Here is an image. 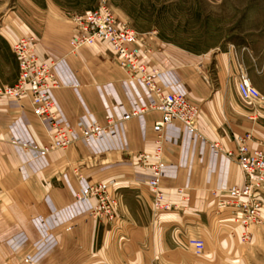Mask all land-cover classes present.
I'll list each match as a JSON object with an SVG mask.
<instances>
[{"label": "crops", "instance_id": "0c3cea01", "mask_svg": "<svg viewBox=\"0 0 264 264\" xmlns=\"http://www.w3.org/2000/svg\"><path fill=\"white\" fill-rule=\"evenodd\" d=\"M237 7V27L218 31V41L202 52L137 33L149 51L142 59L157 70L156 85L198 108L196 134L178 124L163 131L160 185L166 201L181 204L164 212L151 210L148 171L137 159L153 149L151 128L159 114L147 109L150 94L118 66L107 44L70 52L69 39L77 33L73 17L67 24L60 13H49L47 27L33 35L35 53L52 67L48 96L72 143L41 154L46 126L25 100L0 98V264H167L178 258L168 251L182 242L168 230L192 229L185 224L198 226L208 215L237 236L235 225L214 212L212 192L243 184L233 157L226 156L235 150V137L249 135L251 148L264 138V113L252 117V106L235 89L244 72L264 103V0H238ZM0 51L11 63L13 84L15 59L10 48ZM1 68L0 62V85ZM92 125L105 132L85 143L81 134ZM8 183L15 185L10 196L2 191ZM94 183L117 203L112 222L92 220L94 201L74 199Z\"/></svg>", "mask_w": 264, "mask_h": 264}, {"label": "built area", "instance_id": "2783aa9c", "mask_svg": "<svg viewBox=\"0 0 264 264\" xmlns=\"http://www.w3.org/2000/svg\"><path fill=\"white\" fill-rule=\"evenodd\" d=\"M73 22L77 33L70 40L72 52L96 43L107 44L115 55L118 66L137 79L150 94L152 100L147 109L159 114L151 128L153 149L148 154H137V159L148 171L145 184L150 193L151 210H178L180 202L166 201L160 185L163 131L169 125L180 124L187 133L196 134L197 107L183 96L163 92L156 85L157 71L149 68L142 59L143 54L149 52L142 48V39L125 24L114 19L105 0H100L94 9L73 17ZM35 46L36 39L31 35L18 38L11 44L10 50L15 59L17 75L11 86L0 87V98L25 100L32 114L46 126L47 141L40 150L41 154L55 150L63 151L71 145L72 135L57 121L53 103L48 96V91L53 87L52 67L36 56ZM235 89L238 97L252 106V117H255L257 111L264 113L261 96L244 72L238 74ZM141 112L143 109L133 111L130 116ZM105 129V126H88L82 132L81 140L88 143L103 134ZM234 141V152H226V156L233 157L243 177V184L226 188L222 195L216 196L213 192L212 195L216 198L214 212L224 215L235 225L238 229L237 238L243 244L247 242L250 228L261 220L264 200V140L253 148L248 144L249 135L236 136ZM213 146L217 148L216 144ZM74 199L94 201L88 212L92 220H115L117 203L105 192L101 184L94 183L82 188L74 194ZM180 201L185 202L187 198L183 197ZM187 244L195 253H200L204 247L200 239H189Z\"/></svg>", "mask_w": 264, "mask_h": 264}, {"label": "rangeland", "instance_id": "374dc122", "mask_svg": "<svg viewBox=\"0 0 264 264\" xmlns=\"http://www.w3.org/2000/svg\"><path fill=\"white\" fill-rule=\"evenodd\" d=\"M99 1L0 0V48H10L21 37H37L43 27H47L49 13H60L61 20L68 24L71 17L94 9ZM105 3L114 19L135 33H151L160 43L193 53L202 52L208 45L218 41L216 35L220 33L217 32L237 27L239 20L238 0H222L219 3L214 0H105ZM71 38L68 43L70 52ZM0 62L3 83L0 87L11 86L12 66L7 55L3 57V51H0ZM14 186L4 184L2 191L10 196ZM219 195L222 194H216ZM6 201L7 206L12 202L11 199ZM201 217L202 225L185 224L192 229L183 227L177 232L168 230L170 237L181 238L182 242L178 248L175 247V252L168 251V254L178 258L167 264H264V200L260 223L250 228L247 242L243 244L235 234L229 235L222 230L219 218L215 219L213 215ZM189 239L202 240L203 250L195 253L187 244ZM152 249L157 250V255L158 247Z\"/></svg>", "mask_w": 264, "mask_h": 264}]
</instances>
